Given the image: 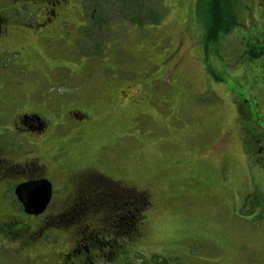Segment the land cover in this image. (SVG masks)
<instances>
[{"label": "rangeland", "instance_id": "374dc122", "mask_svg": "<svg viewBox=\"0 0 264 264\" xmlns=\"http://www.w3.org/2000/svg\"><path fill=\"white\" fill-rule=\"evenodd\" d=\"M22 1L0 0V12L14 7L19 20V39L0 57V115L43 111L53 120L39 144L49 161L64 158L51 164L60 173L49 175L48 215L69 207V171L95 167L151 194L141 233L119 239L118 259L264 256V54L243 55L248 41L264 46L261 0H239L240 24L208 46L196 0H72L45 40L30 9L17 10ZM77 108L90 118L68 117ZM76 236L68 230L65 244Z\"/></svg>", "mask_w": 264, "mask_h": 264}, {"label": "flooded vegetation", "instance_id": "af4514ba", "mask_svg": "<svg viewBox=\"0 0 264 264\" xmlns=\"http://www.w3.org/2000/svg\"><path fill=\"white\" fill-rule=\"evenodd\" d=\"M30 1L35 3L32 5L26 0L22 1L17 10L30 9L33 26L38 29V37L44 40L53 35L55 25L62 22L64 11L68 10L72 2V0ZM259 5L264 7V0H261ZM13 9L14 7H9L0 12V57L9 49L13 37L19 39V34L16 36L18 32L16 22L19 20L13 16ZM255 48L258 49L251 45V41H248L243 55L250 59L264 54V46L260 48L261 50ZM239 105L245 107L244 102H240ZM67 115L77 121L90 118L89 113L79 108ZM52 121L43 111L19 113L14 118L8 117L7 120L0 115V264H133L127 258L118 259L126 251L123 243H116L105 251L97 249L93 242L87 243L93 239L88 233L92 223L73 211L72 205L78 196L80 186L98 185V181L90 180V176L100 175L138 189L137 187L115 179L95 167L71 169L69 174L76 184L72 196L66 199H71L70 203H67L69 207L54 215H48L54 196V182L49 175L54 171L60 173L56 168L52 171L51 164L58 165L64 158L49 161L39 144L40 139L54 128L51 125ZM42 179H48L52 183L51 201L43 213L38 215L27 213L19 200L16 189L20 184ZM60 181L66 182L63 184L69 182L67 179ZM149 195L151 196L150 193ZM81 196L84 197L83 193ZM19 212L26 213L29 217L20 218ZM146 218L145 215L140 226ZM72 229H77L78 236L73 239L72 243L65 244L64 235ZM140 233L141 228L139 227ZM134 264L148 263L141 260L140 263ZM246 264H264V256Z\"/></svg>", "mask_w": 264, "mask_h": 264}, {"label": "trees", "instance_id": "16d2710c", "mask_svg": "<svg viewBox=\"0 0 264 264\" xmlns=\"http://www.w3.org/2000/svg\"><path fill=\"white\" fill-rule=\"evenodd\" d=\"M120 2L124 5L136 4L139 0H120ZM196 2L203 13L201 19L205 27L206 46L217 44L223 36L231 33L240 24L239 0H196ZM93 9L100 10L97 5ZM153 16L156 18L154 22L158 23L162 17L160 10ZM91 18L93 19H85L88 21L85 22L87 24L96 22L95 14L91 15ZM134 20L136 23H141V20ZM89 178L97 180L98 185L80 186L78 196L72 205L73 211L81 218L93 220L98 225V228L92 225L88 230L94 240L87 243L93 242L97 249L105 251L112 245L121 243L124 238L130 239L138 235L140 223L145 216L144 211L151 204L149 192L100 175ZM82 193L84 197L81 196ZM155 257L161 258L159 255Z\"/></svg>", "mask_w": 264, "mask_h": 264}, {"label": "water", "instance_id": "95a60500", "mask_svg": "<svg viewBox=\"0 0 264 264\" xmlns=\"http://www.w3.org/2000/svg\"><path fill=\"white\" fill-rule=\"evenodd\" d=\"M16 193L25 211L38 215L47 209L52 198L53 186L48 179H42L20 184Z\"/></svg>", "mask_w": 264, "mask_h": 264}]
</instances>
